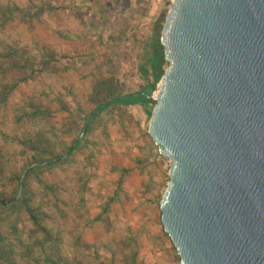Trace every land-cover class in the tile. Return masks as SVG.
Returning <instances> with one entry per match:
<instances>
[{"label": "rangeland", "instance_id": "obj_1", "mask_svg": "<svg viewBox=\"0 0 264 264\" xmlns=\"http://www.w3.org/2000/svg\"><path fill=\"white\" fill-rule=\"evenodd\" d=\"M170 2L0 0V91L17 84L0 104V193L32 169L31 205L51 238L24 212L0 210V230L15 227L6 243L14 264H180L160 223L170 162L147 134L153 104L108 107L81 134L97 101L144 87L141 50ZM27 139L58 155L81 143L46 166L48 154L20 145ZM33 156L44 163L30 164ZM22 242L32 255L20 256Z\"/></svg>", "mask_w": 264, "mask_h": 264}, {"label": "water", "instance_id": "obj_2", "mask_svg": "<svg viewBox=\"0 0 264 264\" xmlns=\"http://www.w3.org/2000/svg\"><path fill=\"white\" fill-rule=\"evenodd\" d=\"M160 44L162 230L180 264H264V0H171Z\"/></svg>", "mask_w": 264, "mask_h": 264}, {"label": "trees", "instance_id": "obj_3", "mask_svg": "<svg viewBox=\"0 0 264 264\" xmlns=\"http://www.w3.org/2000/svg\"><path fill=\"white\" fill-rule=\"evenodd\" d=\"M163 22L164 19L159 22L160 24L157 23L158 25H155L150 43L148 45L149 49L141 50L144 69L143 80L146 82L144 87L136 93L118 95L106 101H97L95 107L92 110V113L95 111H103L108 107L129 106L143 102L152 103L154 105V102L148 100L146 98V95H152L154 93L166 68L165 65L167 66V63L164 60L163 47L160 44V32ZM26 80L27 78H21L16 82H26ZM16 85L17 84L15 82H12L8 84L2 91H0V104ZM141 95L144 96L141 97ZM93 118L94 117H91L89 121H87L88 119H85L82 123V139L86 136ZM80 140L78 141V139H75L72 146L64 154L60 155L54 154L49 142L43 139L36 141L27 139L19 141V143L25 148L34 151L40 158L43 155L48 154V159L44 161H48L49 164H47L46 166H50L69 158L73 154V152L78 149L81 143ZM42 163L44 162L37 159L35 156H33L30 162V164H37L38 166H40ZM30 172H32V169L29 170L25 175L24 173H22L21 175L13 173L9 177L8 180L10 181V185L13 189L9 193H0V210L8 212H11L12 210L24 212L28 216V220L33 224L36 232L41 233L42 239L45 240V238H50L49 231L41 225V219L36 216V213H34L35 207L31 205L33 195L28 190V174ZM11 228L12 229H9L10 232L8 234H5L0 230V261L2 260L4 262L3 264H14L13 256L16 250L6 244L9 240V237H14L13 230H15V227L12 225ZM21 244L23 245V242ZM22 247L24 248L20 253L21 257H27L29 255H32V253L34 252L32 245H23ZM51 248L56 249L57 245H54ZM49 263L56 264V262L53 260L49 261Z\"/></svg>", "mask_w": 264, "mask_h": 264}, {"label": "crops", "instance_id": "obj_4", "mask_svg": "<svg viewBox=\"0 0 264 264\" xmlns=\"http://www.w3.org/2000/svg\"><path fill=\"white\" fill-rule=\"evenodd\" d=\"M157 154L159 155V153H157ZM159 156H160V155H159ZM141 190H142V191H141L142 193L145 192V191L143 190V188H142V183H141ZM145 193H146V192H145Z\"/></svg>", "mask_w": 264, "mask_h": 264}]
</instances>
